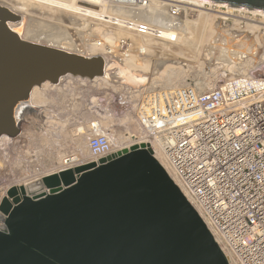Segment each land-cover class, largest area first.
Here are the masks:
<instances>
[{"label":"built area","instance_id":"built-area-1","mask_svg":"<svg viewBox=\"0 0 264 264\" xmlns=\"http://www.w3.org/2000/svg\"><path fill=\"white\" fill-rule=\"evenodd\" d=\"M105 1L136 8L150 4ZM168 3L160 10L181 19L183 13L174 4L182 3ZM110 17L102 21L94 39L82 41L73 28L68 36L80 50L92 43L106 60L120 63L150 58L164 46L180 42L171 30L123 14ZM217 67L214 74L228 73L221 64ZM256 68L243 74H262L255 78L263 79L261 83L241 76L209 87L194 83L118 91L117 103L134 107L142 132L128 137L118 136L102 118L104 110L92 99L95 90L89 79L61 77L44 90L42 106L21 114L19 134L0 145L3 152L12 150L22 173L1 189L0 200L15 183L25 185L66 169L98 164L119 152L121 144L146 136L158 144L185 197L214 231L228 264H264V69Z\"/></svg>","mask_w":264,"mask_h":264},{"label":"water","instance_id":"water-1","mask_svg":"<svg viewBox=\"0 0 264 264\" xmlns=\"http://www.w3.org/2000/svg\"><path fill=\"white\" fill-rule=\"evenodd\" d=\"M198 1L264 15V0ZM20 20L0 3V135L12 138L21 114L38 109L31 102L34 86L56 84L65 75L92 80L106 70L118 83L113 70L120 64L23 38L11 26ZM0 264L228 262L150 145L140 143L98 164L10 186L0 200Z\"/></svg>","mask_w":264,"mask_h":264},{"label":"rangeland","instance_id":"rangeland-1","mask_svg":"<svg viewBox=\"0 0 264 264\" xmlns=\"http://www.w3.org/2000/svg\"><path fill=\"white\" fill-rule=\"evenodd\" d=\"M81 4L86 5L84 3H81ZM40 6L41 5H36V4L31 5L30 4L28 7L30 9V12H32L33 15L36 13V15L34 16L31 15V17H33V19H36L37 22H40L42 24L47 23V25L48 24L56 25L57 22H60V24L62 22L64 24L66 22L68 23V18L70 14L68 15V13L63 12L58 9L48 10V8L43 7V6H41L40 8ZM90 7H93V6H90ZM44 8L46 9L43 10ZM216 9L227 12V13L225 12L221 14L225 17V19L221 18V15H219L220 13L218 14V12L215 13L210 10L209 11L206 10L208 12L201 13V12H198V11L196 12L192 10V8L190 9L186 7L185 11H186V16L188 20L197 22L199 20L197 19L198 16L201 17V23L199 21H198L199 23L192 22L194 25L192 26L191 30L193 29V31L191 32L190 30L191 37L189 38V40L192 41L191 44L199 36L201 40L199 41L197 40L199 43L195 41V43H193L194 45L196 44L195 47L189 48V50H187L188 53L185 54V56H188L192 54V51L195 50V53L193 52L194 56L187 57V58L186 57L181 58V56H179L181 53L180 54L173 53L175 51L185 52L186 51L185 48L188 49V46L184 45L182 42L177 43L178 45L173 44L171 46H166L167 48L164 46L162 48V52L159 51L158 53L153 54L152 57L146 58V60L148 61L145 62V64L143 62H140L139 64L140 74L143 75L141 76L142 78L141 83L144 82L143 84H145V86L147 85V86L156 87V88L157 87H172V86H178V85H184V84H194V83L199 84L202 87L203 86L209 87V86H213L214 84H218L221 81L229 77H234V78L241 77V74L234 75V74H214L213 73L216 70L215 65L218 62L214 60V58L216 57L217 55L216 53L218 52V50H221L223 47H229V50L232 53V56L230 55L231 61L228 62L229 59L227 60V58H224L226 59V61L224 62L227 63L225 65L226 69H228L229 66H231L233 63H237L235 65L237 67L233 68L235 72L242 71V72L250 73L253 69L252 65L256 66L257 67L256 69H258L257 71L261 72L264 69V59H263L264 57V29L262 28V25H263L262 22L264 21L263 16L258 13L252 14L249 12L234 11V10L227 11V9H221V8H216ZM38 10H40L41 13L40 11L38 12ZM43 11H44V14H43ZM229 13H231V16ZM205 14L206 16H208L206 17V19L204 17ZM225 14H227V16ZM242 16L244 17L240 18ZM245 16L248 17L249 19L248 18L245 19L246 18ZM254 16L256 19L254 18ZM58 18H62L63 20L62 21L58 20ZM256 20H259L260 22H257ZM251 23H255L256 25L258 24L259 26L251 27L250 26ZM200 32H201V35H200ZM213 38L217 39L216 40L217 42L212 43V41L210 40H212ZM217 47H218V50L216 49ZM211 48L215 50H213L212 52L208 54V57L210 60V63H209L208 60L205 61L203 59L201 54L203 52H208V50ZM243 49H245L246 52ZM240 51L243 53H241ZM165 53H170V54H165ZM249 53H250V56H249ZM239 55L241 57H239ZM247 57H249V59H247ZM245 58L246 60H248L247 62H245L246 61L244 60ZM239 61L244 63V65L239 67L238 65ZM151 63L153 66L151 65ZM210 69L212 73L209 72ZM144 71L145 72L147 71V72L145 73ZM110 72L111 70H109V75L111 76ZM113 75L118 78L117 82H119L120 77L117 74H113ZM248 75L252 76L253 78H257L261 76L262 74H248ZM92 85L95 91L94 93L91 94V96L96 98V99L93 98V101L101 105L104 112L100 111V113L101 114L104 113L103 116H104V119L107 120L108 126H111L110 128L114 129L118 136L128 137L129 135H132V134L137 135V133L138 134L142 133L141 130L139 129L138 123L135 121V118H134V107H132L131 104H129V106L124 107L123 105H119L117 103V99H118L117 95L119 91V90H115L117 86L114 88L108 84L103 83L102 81L94 82L92 83ZM120 108H121V111L119 110ZM111 109H114L116 112L114 111L113 113ZM140 139H149V138L145 136ZM138 140H135V141H138ZM21 174L22 173H20V170L18 169L15 163V158H14V154L12 150H8V151L6 150L5 152H3V150L0 149V191L5 185L9 184L16 177L19 178Z\"/></svg>","mask_w":264,"mask_h":264},{"label":"bare ground","instance_id":"bare-ground-1","mask_svg":"<svg viewBox=\"0 0 264 264\" xmlns=\"http://www.w3.org/2000/svg\"><path fill=\"white\" fill-rule=\"evenodd\" d=\"M172 1L182 3V5L174 4L176 7H179L181 12L183 13V16L181 19L179 17H176V16L165 15L163 13V11L160 10V8H164V6L170 4L168 2H172ZM0 3H3L5 5H7L13 11H15L19 14L20 13L22 14V15L20 14L21 20L19 22L11 24V26L13 28L18 30V33L20 34L21 37L26 38V39H31L34 41H38V42L47 43V44L57 46V47H60V48H63V49L69 50V51H78L79 53H82L85 55H94V54H98L99 52H97V48H96L95 44H92V43H88L89 46H87V50H80V47H77L76 41L68 36L69 28H73L74 31L77 32V35L80 36L82 41H84L87 38L89 40H90V38L94 39L96 34H98V32H100V28H101L100 25L102 24V21L106 20V18H105L106 16L116 17L120 14H123V15H126L127 17H131V18H135V19H138L140 21H143L149 25H152L156 28L161 29L162 31H165L164 29H168V30H171L172 33H176L179 41L182 42L184 45L188 46V49L185 48L186 49L185 52L184 51H181V52L175 51L173 53L174 54H180L181 53L179 55V56H181V58L182 57H186V58L187 57H193L195 50L192 51V54H190L188 56H185V54L188 53L187 50H189V48L195 47L196 44L195 45L193 44V43H195V41L198 42L201 39L199 36L192 44H191L192 41L189 40V38L191 37V32L193 31V29L191 30V28L194 25L193 23L195 21L193 22L192 20L190 21L187 19L186 12H185L186 7L190 8V9L192 8V10H194L196 12L198 11L201 13L202 12L206 13L210 10V11L215 12V13L218 12V14L220 13L219 15H221V14L226 12V11L224 12V11L218 10L216 8L207 6V5L200 4L198 0H150V4H148L147 6L142 7V8H136V7H132V6L126 7L125 5H122V4L108 5L105 0H0ZM81 3H89L91 5L99 6V8L90 7L87 5H83ZM30 4L31 5L32 4L41 5L43 7L48 8V10L49 9H52V10L58 9V10H61L63 12H66V13H68V15L70 14L69 18H68V23L66 22L67 24L66 23L64 24L62 22L63 24L62 23L60 24V22H57L56 25H53V24L47 25V23L42 24L40 22H37L36 19H33V17H31V15H33V14H32V12H30V9L28 8ZM41 6H40V8H41ZM46 8H44L43 10H45ZM206 10H208V11H206ZM39 11L40 10H38V12ZM40 13H41V11H40ZM43 14H44V11H43ZM229 14L231 16V13H229ZM252 14H257V13H252ZM34 15H36V13ZM225 15L227 16V14H225ZM260 15H262L264 18L263 14H260ZM47 16H49V15H47ZM46 17H44V18H46ZM204 17L206 19V17H208V16H206V14H205ZM243 17L244 16H242L240 18H243ZM110 18H112V17H110ZM221 18L225 19V17L223 15H221ZM247 18L248 17H246L245 19H247ZM254 18H255V16H254ZM260 18H262V17H260ZM197 19H199L198 21L201 23V17L198 16ZM58 20L62 21L63 19L58 18ZM109 20L113 21V19H109ZM197 22H195V23H197ZM257 22H260V21L257 20ZM198 26H199V24H198ZM250 26L251 27H258L259 25L258 24L256 25L255 23H251ZM190 30H191V32H190ZM201 32H200V35H201ZM193 39H194V37H193ZM216 40L217 39L213 38L210 41H212V43H214V42H217ZM147 43H149V41H147ZM225 43H226V41H225ZM168 46H171V45H168ZM216 49L218 50V47ZM213 50H215V49L211 48L208 50V52H203L201 54V56L203 57V59L205 61L208 60V62L210 63L208 54L210 52H212ZM243 50L246 52L245 49H243ZM161 52H162V50H161ZM241 53H243V52H241ZM165 54H170V53H165ZM212 54H214V53H212ZM216 54L217 55L214 58V60L218 61L217 62L218 65L221 64V67L225 68L226 66H224V65H226L227 63L224 62V61H226V59H224V58H227V60L229 59L228 60V62H229V61H231L230 55L232 56V53L229 50V47H223L221 50H218V52ZM240 55H239V57H241ZM249 56H250V53H249ZM237 57H238V55H237ZM251 58H252V56H251ZM247 59H249V57H247ZM253 59H254V57H253ZM263 59H264V57H263ZM244 60H246V58ZM147 61L148 60H146V59H142V58H138V57L122 60L121 63L118 64L119 67L115 68L113 70L120 77L119 82L116 84H114L112 82V78L108 79V76L111 77L109 75V70L105 71L107 77L106 76L105 77H102V76L101 77H95L94 79L89 80V82H91V84H92V83L97 82V81L98 82L102 81L103 83L108 84L114 88L117 86V88H115V90H119V91H125V90L132 89L134 86H137L139 83H141V79H142L141 76H143V75L140 74V66H139L140 62H143L145 64V62H147ZM247 61L248 60H246L245 62H247ZM217 64L215 65V69L220 67V66L217 67ZM236 64L237 63H233L231 66H229L227 74H234V75L241 74L242 77L246 76L247 79L249 78V80L252 83L253 82L261 83V81L263 79H260V78L255 79L248 74H243L246 72H242V71L235 72V70L233 68L237 67V66H235ZM107 65H111L113 67V64L108 63ZM151 65H152V63H151ZM238 65H239V67H241L242 65H244V63L239 61ZM109 67L110 66H108L107 69ZM252 67L256 68V66H254V65H252ZM141 68H142V66H141ZM65 77H69V75H66ZM72 78H76V79L78 78L82 81L87 80L85 78L73 77V76H72ZM49 85H52V84L48 81H45L40 86H34L33 87L32 92H31V100L35 105L42 106V103L45 102L46 96H45L44 90L46 88H48L47 86H49ZM131 86H133V87H131ZM144 86H145V84H144ZM93 98L96 99L95 97H93ZM103 115H104V113H103ZM102 118H104V116H102ZM6 140H9V137L4 133L1 134L0 135V145L3 144V142H5ZM140 143H145V144L150 145V147L153 150V154H154L155 158L163 166V168L166 170V172L168 173L170 178L179 187L181 192L186 196V194L184 193V191L180 187V183L177 180L176 176L174 175L172 169L170 168V166L166 162L164 156L162 155L158 144H156L154 141H152L150 139H140V140L135 141V142H131V143L129 142V143L121 144L119 150L122 151L123 149L129 148L133 144H140ZM15 185L16 186L23 185V182L15 183ZM2 196H5V193H3ZM189 202L194 206V204L192 203V201H190V199H189ZM194 208L196 209L195 206H194ZM196 211L198 212L197 209H196ZM198 214L202 218V215L199 212H198ZM208 229L211 232V234L213 235V237L215 238V240H217L214 231L210 227H208Z\"/></svg>","mask_w":264,"mask_h":264}]
</instances>
